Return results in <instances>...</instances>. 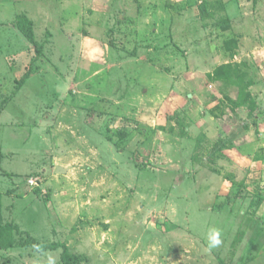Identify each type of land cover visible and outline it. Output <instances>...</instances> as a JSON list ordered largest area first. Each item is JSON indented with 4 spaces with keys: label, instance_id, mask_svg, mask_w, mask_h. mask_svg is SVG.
Listing matches in <instances>:
<instances>
[{
    "label": "rangeland",
    "instance_id": "374dc122",
    "mask_svg": "<svg viewBox=\"0 0 264 264\" xmlns=\"http://www.w3.org/2000/svg\"><path fill=\"white\" fill-rule=\"evenodd\" d=\"M229 63L255 119L211 78ZM0 193L6 222L77 264H264V0H0Z\"/></svg>",
    "mask_w": 264,
    "mask_h": 264
},
{
    "label": "trees",
    "instance_id": "16d2710c",
    "mask_svg": "<svg viewBox=\"0 0 264 264\" xmlns=\"http://www.w3.org/2000/svg\"><path fill=\"white\" fill-rule=\"evenodd\" d=\"M16 25L20 31L26 36V38L36 45V53L39 55L42 53V45L37 42V37L34 30V23L23 14H18L16 17ZM227 49L230 51L231 58H235L238 54L239 43L236 39H230L226 41ZM32 66V65H31ZM24 77L21 79V83H26L31 77L32 68H29ZM231 74H234L231 76ZM227 77V79L225 78ZM216 81H221L222 79L227 80L232 85H236L238 88L237 99H229L233 105V112L235 113L237 109L248 105L249 107V117L255 119L257 109V102L253 99V96L249 90L252 85L251 82L246 83L243 77L238 74L231 63L219 67L213 75H211ZM219 114H224L225 111L219 110ZM218 119L220 118L219 115ZM226 148H236L228 136L221 138L214 146L209 158L212 160L218 158L222 155V152ZM243 235V233H242ZM241 235V236H242ZM27 236V238H24ZM14 248H31L33 251L46 252V251H57L63 248L60 255L61 264H77L79 257L73 253L68 246L60 244H39L38 241L33 238L30 233L23 231L18 224L12 222H6L3 212V194L0 193V251H9ZM80 261V260H79ZM221 264H226L225 260L220 259Z\"/></svg>",
    "mask_w": 264,
    "mask_h": 264
},
{
    "label": "clouds",
    "instance_id": "9594fccd",
    "mask_svg": "<svg viewBox=\"0 0 264 264\" xmlns=\"http://www.w3.org/2000/svg\"><path fill=\"white\" fill-rule=\"evenodd\" d=\"M220 233L218 231L213 230L209 235L210 247H216L220 245L221 240L219 238Z\"/></svg>",
    "mask_w": 264,
    "mask_h": 264
}]
</instances>
